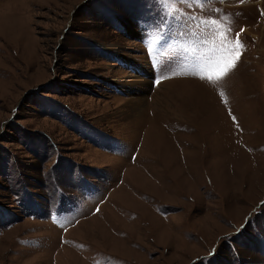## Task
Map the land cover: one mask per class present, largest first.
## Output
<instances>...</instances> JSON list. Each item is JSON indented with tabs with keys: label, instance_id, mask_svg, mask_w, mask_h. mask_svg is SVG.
Here are the masks:
<instances>
[{
	"label": "rangeland",
	"instance_id": "obj_1",
	"mask_svg": "<svg viewBox=\"0 0 264 264\" xmlns=\"http://www.w3.org/2000/svg\"><path fill=\"white\" fill-rule=\"evenodd\" d=\"M0 264H264V0H0Z\"/></svg>",
	"mask_w": 264,
	"mask_h": 264
},
{
	"label": "snow or ice",
	"instance_id": "obj_2",
	"mask_svg": "<svg viewBox=\"0 0 264 264\" xmlns=\"http://www.w3.org/2000/svg\"><path fill=\"white\" fill-rule=\"evenodd\" d=\"M236 47L237 48H241L242 47V44L240 43L238 38L236 40ZM236 59L237 60L239 59V52H237V54H236ZM234 66H235V62L234 61L230 62L227 67L222 68L219 71V73L216 76V79L219 80L221 77L226 76L228 74V72L231 70V68H233ZM201 78H203V77H201ZM209 80H211V77H209Z\"/></svg>",
	"mask_w": 264,
	"mask_h": 264
},
{
	"label": "bare ground",
	"instance_id": "obj_3",
	"mask_svg": "<svg viewBox=\"0 0 264 264\" xmlns=\"http://www.w3.org/2000/svg\"><path fill=\"white\" fill-rule=\"evenodd\" d=\"M138 78H139V77H138ZM138 78H137V79H138ZM140 82H141V81H140ZM175 83H176V82H175ZM175 83H174V84H175ZM143 84H144V82H143ZM142 88H144V87H142ZM145 88H146V87H145ZM140 92H141V91H140Z\"/></svg>",
	"mask_w": 264,
	"mask_h": 264
}]
</instances>
